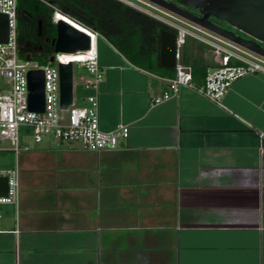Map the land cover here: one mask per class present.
<instances>
[{
    "label": "crops",
    "instance_id": "1",
    "mask_svg": "<svg viewBox=\"0 0 264 264\" xmlns=\"http://www.w3.org/2000/svg\"><path fill=\"white\" fill-rule=\"evenodd\" d=\"M94 47L99 128L128 137L98 153L51 137L0 147L20 182L0 206V264H264V74L219 102L182 88L150 107L165 80Z\"/></svg>",
    "mask_w": 264,
    "mask_h": 264
},
{
    "label": "built area",
    "instance_id": "2",
    "mask_svg": "<svg viewBox=\"0 0 264 264\" xmlns=\"http://www.w3.org/2000/svg\"><path fill=\"white\" fill-rule=\"evenodd\" d=\"M132 9L139 11L175 31L176 65L174 76L164 79L167 90L160 96L151 98L150 107L160 105L171 98H176L182 88H189L206 97L219 102L231 83L247 74L263 73L264 66L248 58L239 51L221 45L220 43L196 33L177 21L167 20L156 14L135 6L129 0H116ZM0 14L7 18L8 37L5 44H0V142L9 143L10 150L17 156L20 152L18 127L21 125L32 128L36 142L45 137H51L60 142L78 143L83 150L91 152L113 151L117 149L118 140L128 137L125 126L115 131L103 132L99 128L96 92L102 81L97 65L95 40L99 34L88 30L90 47L87 51L73 55L59 54L54 56L50 66H38L29 60L18 58V27L17 0H0ZM54 22L56 20L54 19ZM188 41L208 47L213 54L216 67L207 70L204 81L196 85L192 81L189 68L179 63L180 50ZM72 63L83 68L90 78L82 81L85 91H90L82 106L72 101L66 111L59 105V72L58 64ZM31 70H42L44 79V110L34 113L28 110L27 73ZM163 79V78H162ZM68 113L64 120L61 113ZM0 178L7 179L6 195L0 197L1 205L18 204L20 191L19 173L17 167L0 170ZM18 233V231H16Z\"/></svg>",
    "mask_w": 264,
    "mask_h": 264
},
{
    "label": "trees",
    "instance_id": "3",
    "mask_svg": "<svg viewBox=\"0 0 264 264\" xmlns=\"http://www.w3.org/2000/svg\"><path fill=\"white\" fill-rule=\"evenodd\" d=\"M22 14L35 27V37L31 40L27 35L18 34L20 60H29L38 66L51 65L55 19L64 20L84 32L89 29L98 33L137 69L163 79L174 76V69L160 66V35L162 32L175 35V31L116 0H17V17ZM38 27L40 35L37 34ZM188 46L186 43L180 50L179 63L189 68L192 81L198 86L203 83L207 70L217 64L211 50L209 55H203L208 47L198 44L200 54L193 59Z\"/></svg>",
    "mask_w": 264,
    "mask_h": 264
},
{
    "label": "water",
    "instance_id": "4",
    "mask_svg": "<svg viewBox=\"0 0 264 264\" xmlns=\"http://www.w3.org/2000/svg\"><path fill=\"white\" fill-rule=\"evenodd\" d=\"M148 1L161 6L155 0ZM193 7L203 10L208 9L210 15L227 23L252 40H246L233 32L223 30L209 23L206 18L197 22L187 16L177 15L264 60V47L261 46V44L264 45V0H204L202 4ZM17 27L20 36L29 34L33 39L32 23L25 14L18 18ZM55 32L56 38L53 41V55L49 59L50 64H53L55 55H73L77 52L87 51L90 47L89 37L76 26L64 20H56ZM7 37V18L5 15L0 14V44H5ZM175 55V36L168 32H162L160 35L161 68L174 69L176 65ZM58 72L59 105L62 111H66L73 101V64H58ZM26 79L28 110L34 113H42L44 110L43 71L31 70L27 73ZM6 192L7 179L0 178V197L5 196Z\"/></svg>",
    "mask_w": 264,
    "mask_h": 264
},
{
    "label": "flooded vegetation",
    "instance_id": "5",
    "mask_svg": "<svg viewBox=\"0 0 264 264\" xmlns=\"http://www.w3.org/2000/svg\"><path fill=\"white\" fill-rule=\"evenodd\" d=\"M138 1L143 2V3L147 4L148 6H151L152 8H154L157 11H160L162 13H165V14L173 17L175 19V21H177V22H179V23H181L187 27H190L199 33H202V34L206 35L208 38L215 40L216 42L220 43L221 45L226 46L228 48H231L235 51H239L242 53L247 52L244 49L235 45L234 43L227 41L221 37H218V36L208 32V31L200 28L199 26L183 19L182 17H180L177 14L187 16L188 18H191L192 20H195L197 22L201 21V19H203V18H206L209 23H211V24H213V25H215V26H217L223 30L233 32L235 35L241 36L246 40H252L250 37L240 33L239 31H237L236 29H234L233 27H231L227 23H225V22L213 17L212 15H210V11L208 9L203 10L200 8L193 7L195 5L202 4L204 2V0H155L156 2L161 4V6H163V7L158 6V5L152 3L148 0H138ZM170 10H172L176 13H173ZM32 28H33L32 29L33 39H34L35 27L33 26V24H32ZM37 34L40 35V27L37 28ZM27 36L30 37L29 34ZM30 39H31V37H30ZM33 39H31V40H33ZM261 46L264 47V45H262V44H261ZM248 55L251 57H256L255 55H253L251 53H249Z\"/></svg>",
    "mask_w": 264,
    "mask_h": 264
},
{
    "label": "rangeland",
    "instance_id": "6",
    "mask_svg": "<svg viewBox=\"0 0 264 264\" xmlns=\"http://www.w3.org/2000/svg\"><path fill=\"white\" fill-rule=\"evenodd\" d=\"M130 2H132L135 6L148 11L150 13L156 14L162 18H165L167 20H171V21H175V19L165 13H162L160 11L155 10L154 8H152L151 6H148L147 4L140 2L138 0H130ZM183 25V24H182ZM190 28V27H189ZM197 33V31H195ZM201 36L208 38L206 35L199 33ZM102 38V37H101ZM197 44L196 42H192V41H188V47H190V55L193 57V59L200 54V52L198 51L197 48ZM206 50V55L210 54L208 51L210 50L209 48L205 49ZM242 53V52H241ZM246 54V55H245ZM248 52H244V55L247 56L248 58H250V56L248 55ZM204 55V54H203ZM250 59H252L253 61H256L260 64H262L264 66V60L261 58L256 57H251ZM83 71L77 64L73 65V73H74V83H75V91H74V101L77 103V99H78V92H79V86H80V79H79V75L80 72ZM61 116L63 117L64 120L67 119L68 113L63 112L61 113ZM18 137L19 139L24 138V139H32L33 138V133H32V128L25 126V125H21L18 127ZM34 139V138H33ZM3 146H9V143H0V147ZM10 147V146H9Z\"/></svg>",
    "mask_w": 264,
    "mask_h": 264
},
{
    "label": "bare ground",
    "instance_id": "7",
    "mask_svg": "<svg viewBox=\"0 0 264 264\" xmlns=\"http://www.w3.org/2000/svg\"><path fill=\"white\" fill-rule=\"evenodd\" d=\"M67 18V17H66ZM72 21V20H71ZM73 22V21H72ZM75 23V22H74ZM76 24V23H75ZM78 25V24H77ZM80 26V25H79ZM82 27V26H81ZM83 28V27H82ZM85 29V28H84ZM85 30H87V29H85ZM81 31V30H80ZM88 31V30H87ZM81 32H83V33H85L86 35H89L88 34V32H84V31H81Z\"/></svg>",
    "mask_w": 264,
    "mask_h": 264
}]
</instances>
